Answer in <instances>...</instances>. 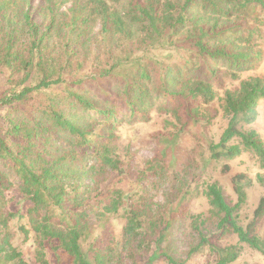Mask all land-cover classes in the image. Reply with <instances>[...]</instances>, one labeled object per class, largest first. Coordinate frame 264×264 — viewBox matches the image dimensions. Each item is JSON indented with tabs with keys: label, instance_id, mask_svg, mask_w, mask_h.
Returning a JSON list of instances; mask_svg holds the SVG:
<instances>
[{
	"label": "trees",
	"instance_id": "1",
	"mask_svg": "<svg viewBox=\"0 0 264 264\" xmlns=\"http://www.w3.org/2000/svg\"><path fill=\"white\" fill-rule=\"evenodd\" d=\"M115 1L127 4L121 14L107 0H88L82 8L76 6L78 9L69 11V20L63 24L67 35L77 34L81 39L86 29L99 21L104 40L113 38L125 45L116 60L111 57L94 62V75L76 80L74 55L52 51L51 56L46 50L47 37L60 24L56 17L41 32L27 11L23 15L25 41L10 18L20 12V0H0V73L8 75L7 87H0V110L8 109L0 121V264H51L52 259L57 264H122L126 258L130 264L146 259L178 264L163 244L175 220L189 216V206L198 192L207 201L211 219L191 217L198 238L191 255L209 250L216 264H236L247 247L264 256V238L257 233L264 218V141L256 131L246 129L258 119V106L264 101V78L242 80L237 89L225 92L220 108L227 127L215 141L208 137V130L220 115L214 107L218 98L214 81L220 83V78L216 71L192 76L202 58L227 60L233 67L250 70L255 68L254 62L262 61L263 53L238 52L227 44L230 36H235L234 29L220 31L217 24L199 25L190 19L189 9L197 0H185L182 5L170 0ZM200 1L212 15L225 18L243 13L254 17L258 15L257 4L264 8V0ZM255 33L248 29L246 42ZM167 51L187 53L191 58L180 66L175 78L162 74L168 64L153 55ZM157 75L161 79L157 96L164 100L158 111L164 112L169 119L166 124L175 131L172 140H167L169 147L175 149L181 138L190 136L197 157L192 180L186 184L181 183L185 179L179 181L170 192L164 212L154 218L147 202H130L122 190L108 192L101 202H95L91 187L100 188V177L125 173L115 146V131L124 123L123 114L129 113L131 121L142 116L150 119L156 95L151 86ZM113 79L123 102L120 109L115 104L117 99L108 100L106 105L87 90L109 85ZM33 101V109L27 110L26 105ZM244 154L255 158L263 173L255 179L246 174L231 177L237 204L228 203L218 182H203L199 191L197 184L209 169L220 164L221 175H232L231 162ZM157 156L149 162L155 173L169 168L167 149ZM88 159L96 162L88 167ZM88 178L90 185L86 186ZM255 184L263 190V196L252 221L244 227L241 210ZM99 209L103 216L122 218L119 240H109L103 234L94 237L97 230L91 220ZM14 222L20 224L19 231L27 240L33 235L34 260L16 246ZM230 238L237 244L224 245ZM123 252L128 256L120 259Z\"/></svg>",
	"mask_w": 264,
	"mask_h": 264
},
{
	"label": "rangeland",
	"instance_id": "2",
	"mask_svg": "<svg viewBox=\"0 0 264 264\" xmlns=\"http://www.w3.org/2000/svg\"><path fill=\"white\" fill-rule=\"evenodd\" d=\"M110 5L114 6L115 10L121 14V9L127 7L126 3L118 4L115 0H107ZM175 5H182L185 0H170ZM88 0H20L21 8L18 9L19 13L11 14L10 18L13 20L12 25L17 30L18 34L27 41V34L25 26L23 24V15L28 11L32 16L33 21L40 27L41 32H44L50 24L52 17H56L58 24L54 31L48 36L47 51L52 56V51L56 54L66 56V54L72 53V68L75 72L76 80L89 79L94 75V62H102L104 58L113 57L115 60L119 57L122 48L125 46L121 40L107 38L104 40L100 35L101 26L100 22L96 21L92 23L86 29L85 37L78 39L77 34L67 35L66 30L63 28L64 22L69 20V11L82 8ZM116 3V5H115ZM258 5V15L250 16L247 13H243L238 17H218L212 15V11L204 9L203 2L197 0L189 9L190 19L197 21L199 25L207 24L210 27L217 24L218 30L224 28H230L235 30V36L231 37V42H227L238 52L254 53L261 51L263 53L262 61L259 63L254 62V69L245 70L238 69L230 65L227 60L220 62L214 61L208 58H202L199 60L198 69L194 71L192 76L203 77L204 74H209L210 71H216V75L220 78V83L215 80V89L218 93V98L215 104V108L220 111L219 117L212 122L208 130V137L215 141H219L225 128L227 127V120L223 116L221 111L222 101L225 92L233 91L237 89L242 80L250 78H264V8L261 4ZM77 6V7H76ZM122 6V8H121ZM225 10L226 5H223ZM228 8H231L228 5ZM53 9V13H51ZM127 9V8H126ZM197 22L192 23L195 25ZM238 28V29H236ZM252 29L256 31L255 37L246 42L248 38L247 30ZM225 43H221L224 45ZM136 50L137 47H134ZM143 53H140V55ZM159 61H163L168 64V68L162 74L166 78H175L180 72V66L185 64L184 61H188L191 58L186 53L184 55L175 51L156 52L153 54ZM126 56V55H123ZM146 56V55H144ZM194 63V61H192ZM71 67V66H69ZM251 67V68H253ZM196 68V67H193ZM182 72V71H181ZM185 74V72H183ZM8 75L0 73V87L7 83ZM114 80H109V85L106 84L102 87H94L87 89L92 91L94 98H99L103 103H106L110 99L116 100L115 104L117 109L122 108L123 102L117 96L119 94V86L114 84ZM220 84V85H219ZM153 92L156 95L153 96V106L155 107L149 113L148 117H139L131 121L129 113L123 114L124 123L121 127L116 129V135L118 140L115 144L117 148V154L120 156L122 163L125 167V173L123 175L109 174L105 177H100V188H92L93 201L101 202L103 196L108 192H115L116 190H122L125 194L131 198L130 202H147L152 208L153 213L157 218L164 212L163 208L170 202V192L178 185L179 181L185 179V182H190L193 178L192 173L196 172V154L194 140L190 136H184L178 141L175 149L170 146L169 141L172 140V134L175 132L171 126L166 124L169 120L163 111H158L159 105L164 104V100L157 96V89L161 87V79L159 76H155L153 81ZM4 87H7L5 85ZM88 87V85H87ZM115 87V88H113ZM111 89L112 93H106V90ZM172 89H176L173 86ZM121 91V90H120ZM105 92V93H102ZM35 102H29L26 105L27 110H32ZM104 108V107H103ZM105 108H107L105 106ZM104 108V109H105ZM8 112V109L0 110V121ZM162 112V113H161ZM259 116L257 121L248 126L247 130H254L260 134L264 141V101H261L258 106ZM171 122V121H170ZM164 149H167V166L169 167L165 171H159L155 173L150 170L149 162L158 158V154ZM173 149V150H172ZM96 161L88 159V167L92 166ZM233 167V173L229 176H223L220 173V164H216L214 169L211 168L204 177L202 183L197 184L199 191H202L201 184L203 182H218L224 190L225 197L231 205L237 204L238 200L233 191L231 184V177L236 174H246L250 178L255 179L257 174L263 173L259 170V166L251 155L244 154L242 157L237 158L231 162ZM186 166V167H185ZM185 167V168H184ZM145 173L142 176V173ZM122 180V182H120ZM85 185H90V179H86ZM180 185V184H179ZM196 186V184H195ZM263 196V190L259 185L255 184L252 189L248 191V203L241 210L242 225L247 227L253 219L254 213L258 208L259 202ZM189 216L186 218H178L175 220L173 227L170 229L169 237L163 244L164 249L177 261L178 264H216V258L209 250L201 252L199 254L191 255L192 250L198 245V238L192 229L191 217H203L205 220H210V208L206 199L199 194L195 197L191 205L189 206ZM212 219L209 223L210 228L214 224ZM91 224L95 226L98 235L108 236L109 240H119L123 230L124 222L120 216H103L102 210H96L92 216ZM20 224L14 222L12 225L13 231L17 234L15 237V244L20 248V251L30 259L35 258L36 245L32 239L33 235H29L28 240L25 234L19 231ZM257 233L264 238V218L258 224ZM98 234V235H97ZM94 240L89 242L93 243ZM237 240L230 238L224 241V245H235ZM123 256H128L123 252L120 259ZM119 260V259H117ZM51 264H57L56 260H51ZM122 264L128 263L126 258ZM137 264H168L164 260H157L155 262L139 261ZM236 264H264V256L259 253L245 247L241 258Z\"/></svg>",
	"mask_w": 264,
	"mask_h": 264
}]
</instances>
